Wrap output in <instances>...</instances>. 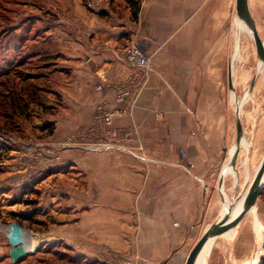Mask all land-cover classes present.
<instances>
[{
  "label": "crops",
  "instance_id": "obj_1",
  "mask_svg": "<svg viewBox=\"0 0 264 264\" xmlns=\"http://www.w3.org/2000/svg\"><path fill=\"white\" fill-rule=\"evenodd\" d=\"M137 1L133 19L128 3L118 14L110 9L112 0H89L90 10L82 0H72V7L62 8L51 25L39 26L30 45L54 57L53 73L44 77L61 100L52 142L87 132L93 135L89 143L95 144L96 118L118 109L123 114L106 131L120 137L130 132L136 140L131 135L121 143L140 145L159 162L145 171L142 162L124 154L75 151L77 174L66 191L72 199L68 210L57 211V233L69 243L84 245L81 250L87 255L93 251L89 245L113 247L120 254L119 264H168L196 229L203 228V234L224 217L213 218L217 206L223 213L227 205L232 210L244 199L263 157L251 174L250 158H239L240 149L247 152L250 147L242 138L230 164L235 149L232 114L221 96L224 22L232 0ZM131 38L150 57L147 71L122 61ZM122 93L127 95L119 104ZM44 150H39L40 159L47 162ZM263 210L258 197L230 229L236 231L250 217L253 238L259 242ZM260 254L242 264H253Z\"/></svg>",
  "mask_w": 264,
  "mask_h": 264
},
{
  "label": "rangeland",
  "instance_id": "obj_2",
  "mask_svg": "<svg viewBox=\"0 0 264 264\" xmlns=\"http://www.w3.org/2000/svg\"><path fill=\"white\" fill-rule=\"evenodd\" d=\"M88 1L82 0L85 8L90 10L92 5ZM247 2L264 46V0ZM125 3L127 0H112L110 9L120 14ZM72 5V0H0V264H11L8 258L10 246L2 231L11 222L20 223L24 230L39 237L34 253L19 264H119L120 254L113 247L89 245L93 251L87 255L81 250L84 245L69 243L61 239L60 232L57 233L56 226L60 224L57 222V211L69 209L67 205L72 197L67 196L66 191L72 188L71 179L77 174L74 167L79 165L73 162L77 160L73 154H76L75 151L79 152L78 155L120 153L142 162L145 171L159 163L139 144L137 148L127 146L130 141L121 143L124 149L87 148L92 144L89 143L90 139H93L92 133L87 132L70 133L57 144L52 142L56 136L55 115L61 100L50 90L51 86L46 84L45 78L37 81H26V78L40 73L50 75L55 67L52 65L46 70L34 68L41 63L33 57L36 46L31 47L30 39L37 37L40 25H51L62 8L69 10ZM233 17L236 19L233 20ZM243 26L247 31L243 30ZM229 65L232 90L227 85ZM31 71L34 72L29 75ZM222 79V103L232 114V145L235 143L236 122L239 119L242 137L250 144L247 152L240 149L239 158H250L252 174L264 156V66L256 55L251 30L243 20L237 19L235 0L231 1L228 19L224 22ZM31 84L44 90L31 91ZM232 93L235 99L233 103ZM238 106L237 116L235 108ZM132 138L136 140L133 135ZM95 140L96 143L108 141L100 133ZM43 148L49 158L47 162L42 161L39 154ZM56 154L58 159L55 158ZM60 154L64 156L62 160ZM47 176L50 178L45 181ZM73 185L78 187L77 182ZM59 202H62L61 205ZM263 211L260 213L261 218L264 217ZM222 214L217 206L212 215L219 219ZM251 215L254 217V214ZM202 231L203 228L196 229L168 264H184ZM233 233L236 234L232 238ZM253 234L250 217H247L236 231L229 229L214 241L207 258L208 253L205 255V264H242L249 262L257 252L261 254L253 264H258L264 258V230L259 242L253 238Z\"/></svg>",
  "mask_w": 264,
  "mask_h": 264
},
{
  "label": "water",
  "instance_id": "obj_3",
  "mask_svg": "<svg viewBox=\"0 0 264 264\" xmlns=\"http://www.w3.org/2000/svg\"><path fill=\"white\" fill-rule=\"evenodd\" d=\"M235 11L236 15L239 19L243 20V22L247 25V27L251 30L252 40L255 47V52L258 59L262 62L264 66V46L261 42L257 30L255 28L254 22L249 13V7L247 0H235ZM227 85L230 90L233 89L232 83V72L231 65L228 66L227 73ZM253 87V82L250 84L248 92L250 93ZM236 114L238 116V107H236ZM243 132L239 119L236 122V133H235V149L231 156L230 164L233 165L235 158L237 157L240 143ZM264 175V156L255 172L254 178L249 185L243 199V208L241 212L233 219L229 220L227 218V214L224 217H221V220H218L214 224H211L202 236L198 239V241L194 244L191 251L186 257L184 264H194L200 251L206 244V242L211 238L213 234H219L227 229H230L236 226L239 221L250 211L252 207L256 205L257 199L264 188V184H262V178ZM230 208V206H229ZM4 236L6 237L7 243L10 246L8 250V258L12 264L17 263L27 255L34 252V250L30 251L26 230L18 222H11L3 227L2 229ZM263 247V243L261 244V249Z\"/></svg>",
  "mask_w": 264,
  "mask_h": 264
},
{
  "label": "built area",
  "instance_id": "obj_4",
  "mask_svg": "<svg viewBox=\"0 0 264 264\" xmlns=\"http://www.w3.org/2000/svg\"><path fill=\"white\" fill-rule=\"evenodd\" d=\"M122 61L124 64L130 68H138L143 71H147L150 68L151 60L150 57L139 48V46L133 42L131 38L128 46L123 52ZM127 93H122L117 97V103L124 102V97ZM123 114V111L115 109L113 111L104 112L102 115L96 118L98 124L97 129L101 135H103L108 141L105 143H95L89 144L87 148L97 150L100 147L107 148H122L121 140H129L131 137L130 132L122 134V136L115 135L114 133H109L106 131V126L110 124L113 118L118 117Z\"/></svg>",
  "mask_w": 264,
  "mask_h": 264
},
{
  "label": "trees",
  "instance_id": "obj_5",
  "mask_svg": "<svg viewBox=\"0 0 264 264\" xmlns=\"http://www.w3.org/2000/svg\"><path fill=\"white\" fill-rule=\"evenodd\" d=\"M127 3L129 5V7L131 8V15H132V18L133 19H136L137 18V13H138V9H139V3L138 1H131V0H127ZM33 57H35L36 59H39V62L41 63L39 66H35L34 68H38V69H42V70H46V69H49L53 64H51V62L54 60L53 56H50V57H45L43 56L42 54L39 53V51L37 52H33ZM34 71H31L29 75H32ZM44 77H46L44 74L40 73V74H33L32 76H28L26 78V81H37V80H40L41 78L43 79ZM33 84H31L29 86V89L32 91H36V89H39V90H44V88H35L34 86H32ZM32 95V94H31ZM32 97V96H31ZM52 129V128H51ZM259 198L261 199V201L264 203V188L262 189L260 195H259ZM263 199V200H262ZM20 224V223H19ZM263 241H264V237H263ZM34 253V252H33ZM31 253V254H33ZM31 254L27 255V256H30ZM26 256V257H27ZM24 257V258H26ZM23 259H21L20 261H18L17 263L15 264H19L20 262H22ZM12 264V263H11ZM258 264H264V258H261L260 261L258 262Z\"/></svg>",
  "mask_w": 264,
  "mask_h": 264
},
{
  "label": "bare ground",
  "instance_id": "obj_6",
  "mask_svg": "<svg viewBox=\"0 0 264 264\" xmlns=\"http://www.w3.org/2000/svg\"><path fill=\"white\" fill-rule=\"evenodd\" d=\"M243 30L247 31L245 26H243ZM263 177H264V175H263ZM237 202H236V205L232 208V210H230L229 206L227 205L224 208L222 216H225L227 214V218H229V220L235 218L241 212V210L243 208V199H242V197H241V199H239V202L238 203ZM26 234H27L28 242L30 243L29 250L30 251H32V250L35 251V248H36L37 243H38L37 242V238L34 237L30 232H26ZM219 234H213L211 236V238L206 242V244L204 245V247L200 251V253H199V255H198V257H197V259H196L194 264H205V255H206L208 249L210 248L211 244L219 236Z\"/></svg>",
  "mask_w": 264,
  "mask_h": 264
}]
</instances>
